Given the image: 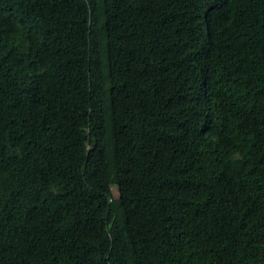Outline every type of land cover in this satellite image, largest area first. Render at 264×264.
Masks as SVG:
<instances>
[{
    "label": "trees",
    "instance_id": "1",
    "mask_svg": "<svg viewBox=\"0 0 264 264\" xmlns=\"http://www.w3.org/2000/svg\"><path fill=\"white\" fill-rule=\"evenodd\" d=\"M0 264H264V0H0Z\"/></svg>",
    "mask_w": 264,
    "mask_h": 264
},
{
    "label": "rangeland",
    "instance_id": "2",
    "mask_svg": "<svg viewBox=\"0 0 264 264\" xmlns=\"http://www.w3.org/2000/svg\"><path fill=\"white\" fill-rule=\"evenodd\" d=\"M113 190L116 191V185H113Z\"/></svg>",
    "mask_w": 264,
    "mask_h": 264
}]
</instances>
